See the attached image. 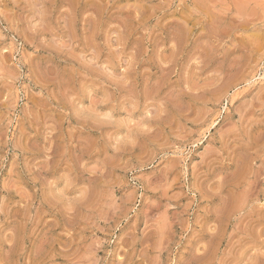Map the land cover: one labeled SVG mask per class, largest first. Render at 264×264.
<instances>
[{"label": "rangeland", "instance_id": "obj_1", "mask_svg": "<svg viewBox=\"0 0 264 264\" xmlns=\"http://www.w3.org/2000/svg\"><path fill=\"white\" fill-rule=\"evenodd\" d=\"M0 264H264V0H0Z\"/></svg>", "mask_w": 264, "mask_h": 264}]
</instances>
